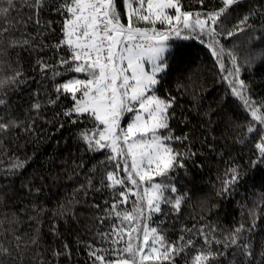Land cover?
<instances>
[{
    "label": "snow or ice",
    "instance_id": "6c2138e0",
    "mask_svg": "<svg viewBox=\"0 0 264 264\" xmlns=\"http://www.w3.org/2000/svg\"><path fill=\"white\" fill-rule=\"evenodd\" d=\"M0 264H264V0H0Z\"/></svg>",
    "mask_w": 264,
    "mask_h": 264
},
{
    "label": "trees",
    "instance_id": "16d2710c",
    "mask_svg": "<svg viewBox=\"0 0 264 264\" xmlns=\"http://www.w3.org/2000/svg\"><path fill=\"white\" fill-rule=\"evenodd\" d=\"M189 0H185V3H188ZM203 54L201 53V56ZM234 153L239 154V158L241 160H244L249 155L250 151V145L245 147L237 146L234 150ZM216 164L213 163L211 166V170L209 171L208 167L206 166L204 170L197 171L194 173V179L191 183L192 186V194H193V203H195L197 196L199 193H208L211 191V186L208 183L210 179H215L216 176ZM219 167L223 169L224 163L220 162ZM244 197V193L241 192L237 195L236 200H241ZM249 203L251 201L249 200ZM186 211H190L189 209H186ZM198 211V209H197ZM240 209L235 204V202H229L227 205L221 208V213L224 214V221L227 223L231 220L233 216H239Z\"/></svg>",
    "mask_w": 264,
    "mask_h": 264
}]
</instances>
